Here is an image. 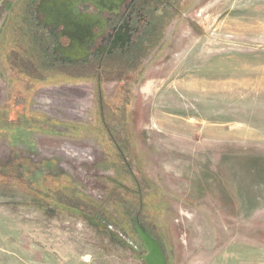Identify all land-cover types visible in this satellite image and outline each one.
Segmentation results:
<instances>
[{
  "label": "rangeland",
  "instance_id": "374dc122",
  "mask_svg": "<svg viewBox=\"0 0 264 264\" xmlns=\"http://www.w3.org/2000/svg\"><path fill=\"white\" fill-rule=\"evenodd\" d=\"M23 5L0 0V264H145L107 227L139 218L169 264H264V0H183L102 77L45 68Z\"/></svg>",
  "mask_w": 264,
  "mask_h": 264
},
{
  "label": "flooded vegetation",
  "instance_id": "af4514ba",
  "mask_svg": "<svg viewBox=\"0 0 264 264\" xmlns=\"http://www.w3.org/2000/svg\"><path fill=\"white\" fill-rule=\"evenodd\" d=\"M63 1L22 0L24 32L40 48L45 68L92 66L102 77L159 44L183 0Z\"/></svg>",
  "mask_w": 264,
  "mask_h": 264
},
{
  "label": "water",
  "instance_id": "95a60500",
  "mask_svg": "<svg viewBox=\"0 0 264 264\" xmlns=\"http://www.w3.org/2000/svg\"><path fill=\"white\" fill-rule=\"evenodd\" d=\"M76 2H74L73 0H68L63 1L62 3L74 6ZM134 227L144 245V251L140 253V256L145 264H169L167 255L156 235L146 225L140 222V220L134 221ZM110 228L112 229L113 227L110 226ZM115 232L120 237H122L131 247L139 252V247L135 244L134 241H132L130 238H127L122 232L118 230H115Z\"/></svg>",
  "mask_w": 264,
  "mask_h": 264
},
{
  "label": "trees",
  "instance_id": "16d2710c",
  "mask_svg": "<svg viewBox=\"0 0 264 264\" xmlns=\"http://www.w3.org/2000/svg\"><path fill=\"white\" fill-rule=\"evenodd\" d=\"M103 115V114H102ZM104 117V116H103ZM15 121V120H14ZM103 122H104V124L106 123V121H105V119L103 118V120H102ZM117 150H118V148H117ZM121 151V150H120ZM121 154H122V152H121ZM21 181H22V183L25 185V186H27L28 187V184H26V182L23 180V179H21ZM32 186H33V184H32ZM34 191L39 195V196H41V197H43L44 199H48L49 200V197H50V199H51V195H52V193H51V191H50V189H48V188H44V187H39V188H37V189H34ZM51 201L54 203V204H56V205H61V203L60 202H58V201H55V200H53V199H51ZM98 206V205H97ZM139 218V217H138ZM138 220H140V218L138 219ZM95 221V220H94ZM140 222H142L143 224H144V222L143 221H141L140 220ZM107 224V223H106ZM133 225H134V221H133ZM145 225V224H144ZM111 231H113V234H115V236L117 237V238H119L125 245H127V246H129V247H131L122 237H120L114 230H112L111 228H110V226H107ZM134 229H135V227H134ZM121 232V231H120ZM135 232H136V230H135ZM124 234V233H123ZM136 238H137V240L135 241L133 238H131V237H128V238H130L132 241H134L135 242V244L139 247V248H144V245H143V243H142V241H141V239H140V237H139V235H138V233L136 232ZM125 235V234H124ZM126 236V235H125ZM133 248V247H132ZM134 249V248H133ZM134 251L135 252H137L135 249H134ZM138 253V252H137ZM141 257V256H140ZM142 259V258H141ZM143 260V259H142ZM145 263V262H144Z\"/></svg>",
  "mask_w": 264,
  "mask_h": 264
}]
</instances>
